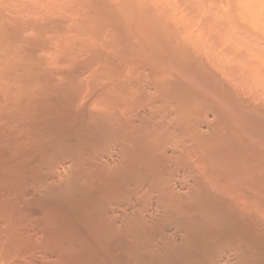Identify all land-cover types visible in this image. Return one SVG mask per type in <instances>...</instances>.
I'll return each mask as SVG.
<instances>
[{"label": "bare ground", "instance_id": "1", "mask_svg": "<svg viewBox=\"0 0 264 264\" xmlns=\"http://www.w3.org/2000/svg\"><path fill=\"white\" fill-rule=\"evenodd\" d=\"M122 1L0 0V264H264V46Z\"/></svg>", "mask_w": 264, "mask_h": 264}, {"label": "rangeland", "instance_id": "2", "mask_svg": "<svg viewBox=\"0 0 264 264\" xmlns=\"http://www.w3.org/2000/svg\"><path fill=\"white\" fill-rule=\"evenodd\" d=\"M118 1H122V0H118ZM170 1L172 2L171 4H173L174 6H177L179 8L178 10L173 11V13L174 12L179 13L180 9H182L181 11L185 10L183 13L180 12L177 15L179 17H184L185 19L187 18L188 22L190 21L189 22L190 24H192L191 22L195 23V22L199 21L201 25L207 26L209 24L208 26H214L212 23V22H214L215 26H217V27L219 26V27H221V29L228 31L229 37L234 42H236L238 44H242V45H250V46L251 45H253V46L258 45V47L257 46H255V47L260 48V49L264 48V47H262V46H264V36H263L264 34L262 35V33H263L262 31H261V34H259V31H258L259 28L264 27V20H261V19H263L262 17L264 16V8L261 11V8L258 7L254 12H252V14L250 15V18H248V20H244L245 19L244 17H243V19L241 18L242 16H244V14L241 13L242 7H240L237 0H181V2H180V0H170ZM173 1H175V2H173ZM125 2H130V1L124 0L122 2H119L120 10L123 13L124 12L128 13L127 15H129V16L132 15L130 17L131 21L129 20L130 21L129 23L132 25L134 24V26L135 25L139 26V24L141 26L144 24V21L146 22V24H144V26H142V27H148V25H150V27H153L155 24V27L158 26L157 28H165V26H166V30H167V28L169 29L171 26L172 27L174 26L175 21L169 17H168V20L166 21V18L164 17V15L163 16L161 15L162 12H160V11L155 12V11H152L151 9L150 10L145 9L144 7H141L142 4H140L139 2H136L135 0H131V3H128V4H126ZM135 2L138 3V7H137V4ZM132 4H134V5H132ZM182 4L185 6V9H184V7H181V6H183ZM178 5H180V6H178ZM131 6H134V8L135 7H137V8L134 9ZM123 8H125V9H123ZM126 8L130 11H125V10H127ZM140 8L142 9V11ZM131 9L136 10V11H132V13L129 14V12H131ZM145 10L148 11L147 12L148 14L146 13ZM158 12H160L161 14L160 13L158 14ZM137 13H139V14H137ZM260 13H262V14H260ZM146 14H147V16H146ZM192 14H194L195 16ZM241 14H242V16H241ZM149 15L150 16L152 15L151 17H153V18L151 19V17ZM143 16H145V17H143ZM154 16H155V18H154ZM192 18H194V20H192ZM133 19L135 22L132 21ZM153 20L156 21V22H153L154 24L151 23ZM201 20L205 23H208V24H202ZM140 21H143V22H140ZM160 31H161V29H160ZM163 31H165V30H163ZM164 36L165 35H162V36L160 35L161 38H159V35H158L157 37L162 40L164 38ZM259 45H260V47H259ZM206 80L207 79L204 78V81H206Z\"/></svg>", "mask_w": 264, "mask_h": 264}]
</instances>
